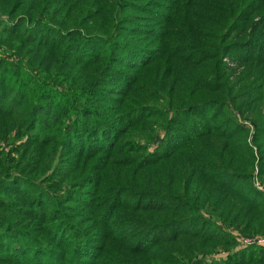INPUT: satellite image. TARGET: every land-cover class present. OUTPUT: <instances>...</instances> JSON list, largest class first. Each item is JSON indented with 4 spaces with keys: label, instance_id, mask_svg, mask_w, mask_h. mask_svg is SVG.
I'll use <instances>...</instances> for the list:
<instances>
[{
    "label": "trees",
    "instance_id": "16d2710c",
    "mask_svg": "<svg viewBox=\"0 0 264 264\" xmlns=\"http://www.w3.org/2000/svg\"><path fill=\"white\" fill-rule=\"evenodd\" d=\"M262 188L264 0H0V264H264Z\"/></svg>",
    "mask_w": 264,
    "mask_h": 264
},
{
    "label": "rangeland",
    "instance_id": "374dc122",
    "mask_svg": "<svg viewBox=\"0 0 264 264\" xmlns=\"http://www.w3.org/2000/svg\"><path fill=\"white\" fill-rule=\"evenodd\" d=\"M228 61V60H226ZM243 70V65H241L240 63H237L233 60H229L227 62V71L229 72V77H230V80L231 81H234L242 72ZM257 184V183H256ZM258 185V184H257ZM259 186V185H258ZM264 190V188H262ZM237 232H233L231 231V234L235 237H239V235L241 234H236ZM236 235V236H235ZM237 241V239H236ZM234 247V246H233ZM235 249H237V242H236V245H235ZM229 251V250H228ZM221 252V253H220ZM223 252H225V249L223 247H217L216 250L213 252L212 256L211 257H214V258H222V256H219L218 253H220L221 255L223 254ZM225 257V256H224Z\"/></svg>",
    "mask_w": 264,
    "mask_h": 264
},
{
    "label": "built area",
    "instance_id": "2783aa9c",
    "mask_svg": "<svg viewBox=\"0 0 264 264\" xmlns=\"http://www.w3.org/2000/svg\"><path fill=\"white\" fill-rule=\"evenodd\" d=\"M236 239H237V249L246 247L248 245L264 246V236L257 235L253 237H245V236L239 235V237H236ZM220 253H218L219 256H222V257L226 256V252H223L222 255Z\"/></svg>",
    "mask_w": 264,
    "mask_h": 264
}]
</instances>
